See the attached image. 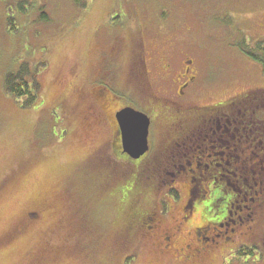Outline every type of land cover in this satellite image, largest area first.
<instances>
[{"label":"rangeland","instance_id":"374dc122","mask_svg":"<svg viewBox=\"0 0 264 264\" xmlns=\"http://www.w3.org/2000/svg\"><path fill=\"white\" fill-rule=\"evenodd\" d=\"M29 4L25 13L11 4L15 29L0 4V264H264V181L257 192L234 199L233 219L217 230L216 242L185 261L188 245L202 247L196 226L207 225L217 208L206 206L213 204L214 179L209 168L200 169L204 177L193 183L200 189L196 210L171 241L164 239L192 186L181 174L186 158L184 148L176 147L178 135L197 118L225 119L223 104L228 108L235 97L264 89V64L248 54L264 40V0ZM132 36L136 47L130 48ZM121 38L119 54L104 62V51ZM23 64L36 71L39 97L33 105L4 86L6 74ZM187 65L198 81L179 96L171 79ZM110 69L114 91H135L136 107L153 118L151 149L138 162L126 149L133 162L114 153L111 125L103 121L105 98L96 94L105 90L94 82L107 70L111 76ZM132 70L140 71L138 82ZM154 95L155 112L148 104ZM174 112L187 113L188 128H178L183 121ZM259 115L263 120L264 112ZM211 123L200 126L205 134H211ZM246 144L239 152L250 164ZM236 179H229V187L240 192ZM151 209L163 215L158 229L150 227ZM199 234L214 236L203 229Z\"/></svg>","mask_w":264,"mask_h":264},{"label":"flooded vegetation","instance_id":"af4514ba","mask_svg":"<svg viewBox=\"0 0 264 264\" xmlns=\"http://www.w3.org/2000/svg\"><path fill=\"white\" fill-rule=\"evenodd\" d=\"M132 44L130 45L131 47H136V44L134 42L133 36H132ZM121 41H124V39H119V41L117 43H114V45L111 47V49L108 51H104L103 56L108 53L106 56H104L103 60L108 61L109 63H111L112 61V57H116L117 54H119L120 52V46L119 43ZM134 50V48L131 49V53ZM135 52V51H134ZM133 60H131V62H133L132 68L134 70H136L135 68V64L134 62H136V60H138L137 58H135L134 55H132ZM109 66V64L107 65ZM107 68V67H106ZM166 70H168V72H170V69L168 68V66L165 68ZM132 70V72L134 73V76H137V82H138V77H139V73L140 71H134ZM165 70V72H166ZM112 72L111 76L107 75L109 74V71H106L105 74V78H100L97 79L94 83H96L98 86H101L102 89L105 90V92L103 91H99L96 95L99 97V101H100V97L102 98V96L105 98L104 102H102V106L104 107L105 105V114L103 116V121L106 119L109 124L111 125V133H112V144L114 147V153H116L119 157L124 158L126 160H130L131 162H133L134 160L130 157V154H128V152L126 151V147L124 144V140H123V135H122V131L120 128V124L118 121V113L120 111H122L125 108H134L136 110L142 111L144 113H146L150 119H151V124H150V129H149V136H148V140H149V149H151V141H150V130H151V126L153 123V118L151 117L150 114H148L146 111L139 109L138 107H136L135 105V99L134 97H137V94L135 91H128V92H123L122 95H119L118 93H116L114 91L113 88V73L114 70H111ZM197 71L194 72V69H191L189 67V65H187L185 68H183L179 73H177L175 75L176 78H172L171 82L172 85H174V83L176 84L175 88L178 89H173L172 93H175L179 96H183L184 94H189V92L191 90H193L197 84ZM111 94V98H109L108 94ZM154 100H150L148 101V104H150L151 106L155 105L156 101V95L153 96ZM101 99V100H103ZM109 99V100H108ZM160 99V98H159ZM108 100V101H107ZM113 100L115 102H113ZM116 100H122L120 105L117 104ZM134 100V101H133ZM148 100V99H147ZM167 100L172 101L171 99H169L167 97ZM169 104V103H168ZM116 105V107H115ZM100 106V107H102ZM150 106V107H151ZM156 106L152 107V111L155 112L156 111ZM96 108L92 109V112L95 110ZM179 113H180V109ZM109 112V113H108ZM108 113V115H107ZM175 113V112H174ZM176 118L182 119L183 123H179L176 122L179 127L178 128H188L189 124L188 123V118H186L187 113H184L183 115L181 114H176ZM227 115V114H225ZM213 121L212 125L209 126V130L212 129V136H214L213 139H208L210 138L211 134L208 135L207 133H203V134H198L200 136V138L202 136H205L204 139H202V142L199 140L198 143H195V134L194 130L197 128H200L201 131L203 132L204 126H206L207 121ZM221 118L218 115L215 116H210V117H206L203 116L201 118H197L196 120H194V124L192 125V127L188 128L187 131L182 132L181 135H178V138L175 140V144L176 147H180V148H184L183 152L185 154V158H186V162L184 164V172H181V174H185V177L187 180L190 181L192 186H188L187 190H188V203H186V205H183V210H182V215L175 219V216H173L174 221H176V225L173 228H168L169 232H167L164 235V239L165 241H171L173 239V236L176 235L177 231L181 228V224H183L186 220H188V218L190 216L193 215L194 210H196L198 204H199V193L198 191L200 190L198 185L197 186L193 185V183L196 180H199L201 178H203V172L198 170V167H200L201 169H203L201 167V163L202 160H206V161H211L209 163V165L213 164L214 161H218L216 166H212L213 167V171L207 172L208 173V177L211 176L214 179L217 178H221V177H227L231 180L235 179L237 176V167H235V155H236V130H235V126L233 124L232 128L230 126H226L223 125L221 123ZM102 121V119H101ZM232 125V124H230ZM202 126V128L200 127ZM177 128V129H178ZM200 132V131H199ZM180 133V132H179ZM174 148V146H173ZM126 149V150H125ZM147 150V151H148ZM149 152V151H148ZM148 152H145L144 155H141L140 157H138V159L135 160V162L140 161L145 155H147ZM172 152V150L170 151ZM169 152V153H170ZM181 151H179L180 153ZM168 153V154H169ZM175 154V153H174ZM210 158H214L215 160L212 161V159ZM174 161V159L172 160ZM221 161V162H220ZM222 161H226L229 165L230 168L225 167V165L223 164V166H221ZM175 166L178 165V161L177 163H173ZM209 168V166L207 167ZM234 186V185H233ZM236 193V188L234 187H230L227 194L226 198L224 199L225 202H223L225 205L224 207L220 206L219 204H216V201L220 202L222 201V199H220V197L215 196V194H213V198L212 200V205L208 204L206 202V206H208L210 209L209 211H212L214 207H211L213 205L217 206L216 211L213 213V217H207L205 220L206 223H208L205 226H196V231L195 234L197 236V240L200 244H202L201 248H191L189 245L187 246L188 250H192L191 252H189V254L184 255L183 254V259L185 261H190V260H194L196 257H200L204 252H206L207 248H210L208 246H210V244H212L213 242H216L215 238L216 236H218L217 230L218 232H220L221 230V226L226 222H229L230 220L233 219V215L235 214L234 211L231 209V205H234V200L232 201V196ZM132 203L134 202V197L132 198ZM166 200H163V202ZM168 203V202H167ZM167 203H164V206L166 205L167 210L170 207V205H167ZM163 211V209L161 210ZM148 212H151V214H153V217L151 218V222H153V225L150 226L151 228L156 227L157 229L160 228V226L162 225V221H163V215L160 214L158 216V212L156 209H151L148 210ZM37 214V212L35 213ZM139 214V213H138ZM136 214V215H138ZM135 216V214H134ZM161 216V218H160ZM136 217V216H135ZM175 228V230H173ZM203 229L206 233L207 232H211L213 233V237H209V236H201L199 234L200 230ZM170 234V235H169ZM169 235V236H168ZM209 241V242H208ZM169 243V242H168Z\"/></svg>","mask_w":264,"mask_h":264},{"label":"trees","instance_id":"16d2710c","mask_svg":"<svg viewBox=\"0 0 264 264\" xmlns=\"http://www.w3.org/2000/svg\"><path fill=\"white\" fill-rule=\"evenodd\" d=\"M30 1L31 0H0V4L5 5L9 14V10L14 9L11 4H15L19 11L25 13L27 8L30 6ZM42 18H48V14L45 11L42 13ZM8 23L10 28L15 29L13 14L9 15ZM256 44L257 49H249L248 54L255 60L264 64V40L257 41ZM35 72V70L30 71L28 64H23L20 69L17 71H9L5 76L4 86L6 91L14 98L23 100V104L25 106L35 104L39 97V86L36 80ZM223 105L227 110V116L225 119L223 118L221 120V123L226 126L230 123L234 124L236 130V150H238V152L236 151V160L234 165L237 167L236 177L238 179H236V181L240 184V192L243 193L236 192V195L234 194L232 196V201L235 198L237 201V199L243 198V196L248 194L246 191L257 192L258 189L256 186L264 181V119L262 120L261 115H259L260 112H264V89L253 90L242 94L241 96L235 97L228 103V108L227 104ZM208 122L211 121H207V123ZM198 129L199 128L194 130V133H196L194 137L196 140L195 143H198L199 140L202 142V139L205 137L202 136L200 138L198 134H203L204 132H202L201 129H199L200 132H197ZM212 131L210 132L211 134ZM213 138L214 136L211 135L208 139L211 140ZM243 140L248 143L244 146L248 145V147L251 148L249 158L253 160V162L250 164L246 161L247 157H242L239 152L241 150L242 153L244 149V147L240 145ZM210 159H212V161L215 160L214 158ZM210 162L211 161L202 160L201 167L204 171H206L209 166L208 172L211 173L213 171L212 166H216L218 161H214L212 165H209ZM223 164L225 167L230 168L226 161H222L221 166H223ZM200 169L201 168L198 167V170ZM209 177L212 178L211 176ZM211 184L215 188L213 194H215L216 198L220 197V199H222L220 202L223 204V202H225L224 199L226 198V195L228 196L227 192L230 188V180L228 178H224L223 182H221L220 178L214 179ZM226 186L227 190L225 189ZM218 193L219 195L217 196ZM213 211L215 212L216 209ZM246 251L242 249L241 254H245ZM249 252H251V250Z\"/></svg>","mask_w":264,"mask_h":264},{"label":"water","instance_id":"95a60500","mask_svg":"<svg viewBox=\"0 0 264 264\" xmlns=\"http://www.w3.org/2000/svg\"><path fill=\"white\" fill-rule=\"evenodd\" d=\"M118 121L127 151L140 157L149 149L150 117L134 108H125L118 113Z\"/></svg>","mask_w":264,"mask_h":264}]
</instances>
